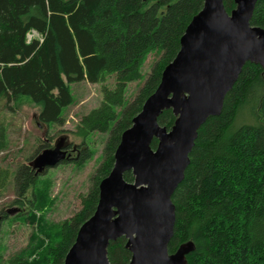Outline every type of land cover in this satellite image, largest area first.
Returning a JSON list of instances; mask_svg holds the SVG:
<instances>
[{
    "label": "trees",
    "instance_id": "1",
    "mask_svg": "<svg viewBox=\"0 0 264 264\" xmlns=\"http://www.w3.org/2000/svg\"><path fill=\"white\" fill-rule=\"evenodd\" d=\"M205 0H0V104L7 110L24 104L39 108L38 122L65 125L64 111L74 102L71 86L102 87L101 105L84 115L75 136L82 139L79 167L93 155L87 139L109 136L82 209L58 229L35 260L24 253L11 264H64L80 227L93 216L100 183L109 176L122 134L132 126L146 100L158 88L164 69L175 59L188 25ZM230 13L234 0H225ZM251 25L264 28V0ZM36 32L29 40L30 33ZM160 55L134 101L129 85L143 78V66ZM115 78L113 86L107 81ZM2 114V113H1ZM176 121L165 110L158 122L171 130ZM8 127L0 120V154L9 147ZM185 179L175 191L176 224L169 251L195 244L188 264H264V69L246 63L225 99L220 116L200 128ZM51 141V140H50ZM157 140L152 143L157 147ZM45 142L40 148H50ZM38 153V152H37ZM72 160L62 163L66 164ZM41 176V175H40ZM40 176L30 165L14 172L0 167V192L12 181L16 199L26 205L29 192L42 200ZM134 182L132 172L124 176ZM44 191H47L44 190ZM35 206L34 201H30ZM38 209H42L37 206ZM0 221L7 218L2 212ZM126 239L111 242V264H129Z\"/></svg>",
    "mask_w": 264,
    "mask_h": 264
},
{
    "label": "water",
    "instance_id": "2",
    "mask_svg": "<svg viewBox=\"0 0 264 264\" xmlns=\"http://www.w3.org/2000/svg\"><path fill=\"white\" fill-rule=\"evenodd\" d=\"M258 1L234 0L230 13L225 0L204 1L158 88L122 134L96 211L80 227L64 264H111L108 248L120 238L131 253L129 264H188L193 242L169 251L176 224L172 197L185 179L200 128L221 115L245 64L264 69V28L251 25ZM165 110L176 116L171 130L158 122ZM66 141L36 156L30 166L37 174L69 160ZM127 172L134 182L125 180Z\"/></svg>",
    "mask_w": 264,
    "mask_h": 264
},
{
    "label": "rangeland",
    "instance_id": "3",
    "mask_svg": "<svg viewBox=\"0 0 264 264\" xmlns=\"http://www.w3.org/2000/svg\"><path fill=\"white\" fill-rule=\"evenodd\" d=\"M34 36L40 37L36 33H30V38ZM159 58L160 55L151 54L144 63L143 78L129 85L127 96L131 102L138 95ZM114 81V76L110 77L107 84L111 87ZM71 89L74 102L64 111L66 121L62 127L42 126L38 122L39 108L33 104H24L14 111L4 108L5 102L0 104V120L8 127L9 139L8 149L0 154L1 168L14 172L21 165H30L45 149L40 148L45 142H52L50 148H54L58 140L65 137L75 147L82 144V139L74 135L76 126L84 115L101 105L102 87L82 82L72 85ZM108 136L109 133H94L87 139L93 155L82 166L75 164L80 154L74 153L72 158L75 161L61 163L38 174L41 175V191L45 192L42 200L39 197L36 199L29 192L26 205H14L16 195L12 181L7 189L0 192V216L3 215L2 212L7 215L6 219L0 221V264H11L10 260L22 253L29 260H35L38 252L54 239L59 227L82 209V198L89 193L92 178L103 161ZM30 201H34L35 206ZM12 210L16 212L10 214Z\"/></svg>",
    "mask_w": 264,
    "mask_h": 264
},
{
    "label": "flooded vegetation",
    "instance_id": "4",
    "mask_svg": "<svg viewBox=\"0 0 264 264\" xmlns=\"http://www.w3.org/2000/svg\"><path fill=\"white\" fill-rule=\"evenodd\" d=\"M65 149L67 151V154L69 155V160L74 159V158H72V154H74V153L78 154L79 153V149L78 148L76 149V147L71 142H69L68 140L66 141V148Z\"/></svg>",
    "mask_w": 264,
    "mask_h": 264
},
{
    "label": "built area",
    "instance_id": "5",
    "mask_svg": "<svg viewBox=\"0 0 264 264\" xmlns=\"http://www.w3.org/2000/svg\"><path fill=\"white\" fill-rule=\"evenodd\" d=\"M33 33H36V32H33ZM37 34V33H36ZM38 35V34H37ZM28 38H29V40H31L32 38H30V34H29V36H28Z\"/></svg>",
    "mask_w": 264,
    "mask_h": 264
}]
</instances>
